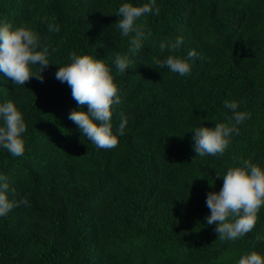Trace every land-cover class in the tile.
Instances as JSON below:
<instances>
[{"label": "trees", "instance_id": "obj_1", "mask_svg": "<svg viewBox=\"0 0 264 264\" xmlns=\"http://www.w3.org/2000/svg\"><path fill=\"white\" fill-rule=\"evenodd\" d=\"M149 2L0 0V23L37 32L50 64L43 82L32 77L24 86L0 72V104L12 101L27 129L22 156L0 147V175L17 190L10 200L29 202L0 217V264H238L252 251L264 257V207L254 229L236 241L219 239L205 219L207 194L220 191L229 168L250 159L264 170V0H156L159 15L137 21L146 39L133 57L115 14L123 3ZM177 37L179 52L160 50ZM190 50L198 59L183 77L153 62ZM73 52L102 60L120 89L113 133L119 112L128 123L115 149H98L68 118L87 112L55 78ZM117 55L132 59L126 73L116 71ZM226 100L250 118L223 156H196L192 131L226 123Z\"/></svg>", "mask_w": 264, "mask_h": 264}, {"label": "clouds", "instance_id": "obj_2", "mask_svg": "<svg viewBox=\"0 0 264 264\" xmlns=\"http://www.w3.org/2000/svg\"><path fill=\"white\" fill-rule=\"evenodd\" d=\"M159 11L156 0H150L142 6L131 3L119 6L115 14L119 17L117 27L122 36L130 37L127 51L133 57L142 50L146 39L144 27L137 21L148 14L159 15ZM48 29L52 32L60 31L58 25H49ZM182 45L183 38L177 37L174 42H162L159 47L162 52L165 49L179 52ZM48 55L49 50L41 47L37 32L26 26L13 30L11 24L0 23V72L13 84L24 86L32 77L43 82L40 73L50 65ZM194 58L198 59V55L195 50H190L183 58L169 55L163 60L153 58V62L183 77L191 73L192 64L189 61ZM69 59L71 63L59 67L55 78L69 85L72 98L78 107L87 106V112L74 110L68 118L98 149H115L119 145L118 136L125 134L128 117L123 111L118 113L119 125L114 134L112 118L115 106L120 105L121 99L111 69L102 60L88 55L78 56L73 52L69 54ZM132 63L129 55H117L114 61L116 71L120 74L132 68ZM33 66H38V73L32 71ZM224 106L232 112L230 118L226 117V123H217L214 128L195 127L192 131V147L196 156H223L231 136L238 134V126L251 116L250 113L237 111L239 103L234 100L224 101ZM0 122V147L14 157L22 156L25 151L22 134L27 130L26 123L12 101L0 104ZM241 163L242 167L229 168L222 176L223 185L218 193L207 194L206 205L211 214L205 218L206 223L216 225L214 231L221 240L236 241L250 233L256 225L259 211L264 207V170L250 159H244ZM9 195L15 197L17 190L10 188L6 176L0 175V217L7 216L14 207L29 203L27 198L10 200ZM238 264H264V257L252 251L241 256Z\"/></svg>", "mask_w": 264, "mask_h": 264}]
</instances>
